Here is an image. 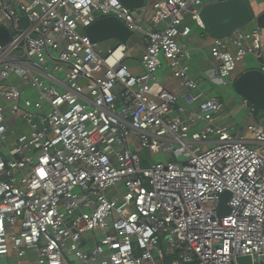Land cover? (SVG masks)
<instances>
[{"label":"built area","instance_id":"built-area-1","mask_svg":"<svg viewBox=\"0 0 264 264\" xmlns=\"http://www.w3.org/2000/svg\"><path fill=\"white\" fill-rule=\"evenodd\" d=\"M226 1L151 0L140 24L120 0H0V264H264V117L234 132L219 99L187 110L157 79L167 65L188 104L204 98L182 41ZM112 17L142 37V73L87 34ZM210 53L224 86L249 56L264 73L258 26Z\"/></svg>","mask_w":264,"mask_h":264},{"label":"water","instance_id":"water-1","mask_svg":"<svg viewBox=\"0 0 264 264\" xmlns=\"http://www.w3.org/2000/svg\"><path fill=\"white\" fill-rule=\"evenodd\" d=\"M131 10L148 7L151 0H120ZM202 19L206 30L213 38H227L240 29L255 23L264 31V10L257 11L246 0H230L220 3L207 4L202 10ZM87 34L94 43L116 40L117 43L127 44L132 33L116 18H104L87 29ZM11 40L8 30L0 26V44ZM235 91L243 98L264 111V73L260 70H248L239 75L235 81ZM230 193L222 198L221 215H227L230 209L227 202ZM79 214V211L77 212ZM239 264H252L250 257H242Z\"/></svg>","mask_w":264,"mask_h":264},{"label":"crops","instance_id":"crops-1","mask_svg":"<svg viewBox=\"0 0 264 264\" xmlns=\"http://www.w3.org/2000/svg\"><path fill=\"white\" fill-rule=\"evenodd\" d=\"M259 9L260 11L264 10V3L260 5ZM151 11L152 10L149 11L148 15L151 13ZM212 42L213 37L208 33V31H203L199 27H197V29L193 28V32L190 37L182 41V44L190 57V77L198 82V93H202L204 95V98H202L201 100L195 101L192 104L187 103L184 97L187 94L188 90L179 81L174 79L172 72L167 67V65H165L157 74V79L161 83V85L169 92L178 96L179 107L185 108L187 110H198L206 99L215 98L211 97V94L213 92L211 84L224 86L222 80L214 78L212 76L214 71V60L212 59L210 53ZM135 47V51L133 52L134 58L129 57L127 64L136 73L140 74L143 72V68L141 66L140 61L141 56L144 52V42L141 36H136ZM230 48L232 50H235L233 44H230ZM130 50L131 48H129L128 45V55L129 52H131ZM252 60L254 61L253 58ZM252 60L246 58L238 66V69L233 76L234 81H236L239 75L248 70H257L253 66H250V62ZM195 94L197 93L194 92V95ZM242 98L243 97L239 95L237 96V94H233L226 100L225 103L222 99V101L220 100L221 103L224 105L222 111V120L223 122L227 123L234 130V132H244L246 130L247 125L262 123V119L264 117V111L260 110L254 118H251L245 109V111L242 110ZM238 101L240 102L239 105H241V109L240 106H238L237 104ZM180 102H183L185 105H180Z\"/></svg>","mask_w":264,"mask_h":264},{"label":"rangeland","instance_id":"rangeland-1","mask_svg":"<svg viewBox=\"0 0 264 264\" xmlns=\"http://www.w3.org/2000/svg\"><path fill=\"white\" fill-rule=\"evenodd\" d=\"M262 3H264V0H259V5L258 4L254 5V8L257 11H260L259 7H260V5ZM150 10H151V5H149L148 7L140 8V9H137V10L134 11L135 16H136V19H137V21L140 24H142L144 22L145 15L148 14ZM191 25H192V28L197 29V26L195 24L191 23ZM252 26H256V24L255 23H251L248 27H252ZM137 35H138L137 33H133L131 39L128 41L129 48H131V50H130L131 52H129V57H131V58H134V55H133L134 53L133 52L135 51V48H136L135 47V38H136ZM109 42H111V41H109ZM113 42H117V41L114 40ZM102 44L105 47L107 46V44L104 43V42ZM247 59L252 60L251 56L247 57ZM250 66H253L257 70L260 69L259 64L255 60L254 61L252 60L250 62ZM158 78H159V75H158ZM211 88L213 90V92L211 94V97H215V98H217L219 100L222 99L224 103L226 102V100L231 95H233V94H237V96L239 95L235 91V86L232 85V84L229 85V86H222V85H214V84H211ZM239 103L240 102L238 101L237 104H238V106H240V109H241V105H239ZM179 104L180 105H185L183 102H180ZM242 110H244V109L242 108ZM132 138L134 139V136L133 135H132ZM134 151L142 157L143 162H144L143 163L144 166H149L152 163H158V162H163L164 161L163 156L161 154H157L155 156H152V155L149 154V152H147L145 149H143L141 147H138V146L135 147L134 148ZM89 241L92 243L93 242V238L90 237L89 238ZM35 264H37V263H35Z\"/></svg>","mask_w":264,"mask_h":264},{"label":"snow or ice","instance_id":"snow-or-ice-1","mask_svg":"<svg viewBox=\"0 0 264 264\" xmlns=\"http://www.w3.org/2000/svg\"><path fill=\"white\" fill-rule=\"evenodd\" d=\"M41 174H43V173H41Z\"/></svg>","mask_w":264,"mask_h":264},{"label":"trees","instance_id":"trees-1","mask_svg":"<svg viewBox=\"0 0 264 264\" xmlns=\"http://www.w3.org/2000/svg\"><path fill=\"white\" fill-rule=\"evenodd\" d=\"M254 27V26H253ZM263 31V30H262Z\"/></svg>","mask_w":264,"mask_h":264}]
</instances>
